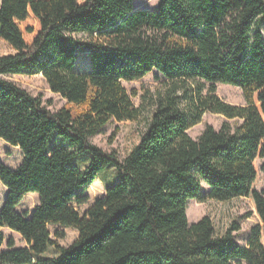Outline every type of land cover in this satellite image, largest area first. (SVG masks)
I'll list each match as a JSON object with an SVG mask.
<instances>
[{"label": "trees", "instance_id": "1", "mask_svg": "<svg viewBox=\"0 0 264 264\" xmlns=\"http://www.w3.org/2000/svg\"><path fill=\"white\" fill-rule=\"evenodd\" d=\"M0 39L15 51L0 57V140L23 155L16 169L0 160V264H264V0H161L157 10L134 0H2ZM81 56L89 72L77 71ZM153 72L164 88L139 143L123 160L94 145L113 121L141 119L123 83ZM9 75H42L67 105L52 112ZM220 84L240 88L246 105L223 102ZM206 113L238 124L208 126L195 140L188 132ZM108 169L116 181L81 216L84 190ZM28 194L40 203L19 213ZM206 198L253 201L259 224L247 246L235 240L237 223L221 235L210 217L190 224L189 202ZM51 227L78 238L64 247ZM4 229L27 246L6 242Z\"/></svg>", "mask_w": 264, "mask_h": 264}, {"label": "rangeland", "instance_id": "2", "mask_svg": "<svg viewBox=\"0 0 264 264\" xmlns=\"http://www.w3.org/2000/svg\"><path fill=\"white\" fill-rule=\"evenodd\" d=\"M0 0V4H1ZM161 0H134L136 9L157 10ZM28 25L37 26L35 20H31ZM15 51L5 41L0 39V57L14 54ZM77 71L81 73L89 72L91 69L90 60L87 56H81L77 65ZM157 72L147 75L142 80L127 83L123 85L128 93L132 96V101L136 108L141 110V119L138 122H116L113 121L107 127L102 129L91 141L94 145L111 153L116 152L121 160H123L130 151L139 143L142 134L145 132L152 112L154 110L153 102L157 94L163 90V80H158ZM7 80L15 83L22 89L28 91L34 97H41L43 103L52 111L57 112L67 105V101L60 95L54 94L47 81L42 75H9L5 76ZM136 93V95H135ZM217 95L219 98L230 105L245 106L246 102L243 92L240 88L229 85H218ZM51 101V105L48 102ZM228 123L232 127L238 124L236 120H229L222 115L206 113L200 124L189 130V135L197 140L208 126H213L216 130H220L222 126ZM0 160L9 168L16 169L23 160L22 152L19 148L12 147L6 142L0 140ZM259 170V181L256 185L257 190H264V160L256 162ZM96 182L89 188L84 190V194L89 195L91 200L87 205L77 207L81 216L100 198L105 196V188L108 184L116 181V171L108 169L105 173H101ZM8 189L0 181V211L6 201ZM208 194V187L203 186V195ZM39 196L37 194H28L22 204L17 208L19 213H33L39 205ZM187 216L190 224L199 222L204 217H210L213 221L218 235L224 234L233 223L240 226V231L236 232L235 240L241 246H247L251 230L259 224V218L255 212L253 201L249 198H239L228 202H220L206 198L203 202L191 200L187 208ZM51 233L61 231L65 234V238L59 242L62 246L68 247L72 245L78 238V232L71 228L51 227ZM6 242L14 239L16 248L26 247L27 244L22 236L9 229H4ZM3 250H8L6 244ZM242 264H245L244 262Z\"/></svg>", "mask_w": 264, "mask_h": 264}]
</instances>
